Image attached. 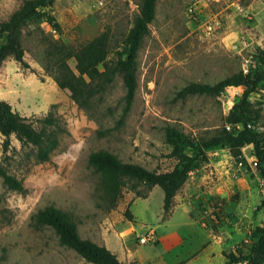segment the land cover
<instances>
[{
  "label": "rangeland",
  "instance_id": "1",
  "mask_svg": "<svg viewBox=\"0 0 264 264\" xmlns=\"http://www.w3.org/2000/svg\"><path fill=\"white\" fill-rule=\"evenodd\" d=\"M23 1L0 0V21ZM141 1L55 0L49 13L60 32L41 21L23 28L21 43L29 68L17 64L30 79L10 89L16 94L26 88L29 107L15 106L37 130L39 120L51 115L59 145L43 163L37 160L35 147L21 146L14 136L6 153L1 144L0 165L23 183L25 192L10 190L0 177V264H67L80 258L59 244L50 227L37 225L33 218L37 211L54 206L73 216L81 238L97 240L104 219L113 212L114 219L119 217L118 207L134 194L125 188L116 208L107 212L99 200V175L88 166L89 154L104 150L123 162L159 173L171 171L177 161L169 155L165 129L175 128L193 138L211 136L241 98L243 87L226 88L217 98H182L179 93L191 83L214 85L241 71L246 60L259 64L254 56L264 48V0H158L137 56L135 98L121 122L125 88L119 75L88 112L73 103L69 92L58 89L53 73L46 71H52L49 44L60 41L78 48L107 33L112 59L121 50ZM68 65L75 69L73 59ZM259 124L264 130V111ZM241 158L244 165L239 168V159L228 150L215 149L207 152V160L197 161L189 178L194 176L192 186L200 184L201 195L191 215L197 218L203 205L219 202L222 227L210 232L222 239L224 252L255 255L258 239L253 232L264 225V160H257L251 145L242 149ZM254 161L258 166L251 168ZM157 190L156 208L163 195Z\"/></svg>",
  "mask_w": 264,
  "mask_h": 264
},
{
  "label": "trees",
  "instance_id": "2",
  "mask_svg": "<svg viewBox=\"0 0 264 264\" xmlns=\"http://www.w3.org/2000/svg\"><path fill=\"white\" fill-rule=\"evenodd\" d=\"M158 0H142L139 13L123 40L121 50L112 53L109 36L102 33L78 48L52 42L47 48V56L52 60L53 80L62 91L69 96L78 108L88 112L92 103L103 94L106 87L113 83L119 75L125 88V106L120 122L127 116L135 98L137 88V56L144 38L149 34V25L155 18ZM55 0H24L6 21H0V68L11 58L23 69L29 65L24 60V49L21 43L23 28L29 23L45 22L60 32L59 24L50 15L49 8ZM259 62L248 75L242 71L233 74L214 85L191 83L181 90L179 96L207 95L217 98L221 92L230 87H243L241 98L225 116L224 125L211 136L193 138L175 128L165 129L166 143L171 147L170 157L177 163L171 170L159 173L141 165L121 161L115 154L100 150L89 154L88 166L99 175V200L107 212L116 208L122 192L129 189L135 198L145 199L153 187L163 192V217L166 219L173 206L177 192L184 186L190 172L196 167L197 161L207 160V152L215 149H226L234 159L242 157V149L251 145L257 160H264V134L257 133L246 127L256 124L261 118L262 110L256 108L250 96L264 81V48L257 49L254 56ZM75 61L72 70L68 61ZM39 130L5 101L0 100V135L3 137L2 152L11 147V137L21 146H33L37 149L39 162H47L50 154L58 147L59 140L55 129V119L49 115L39 120ZM225 124L243 126L242 130L225 129ZM264 173V170H263ZM0 177L3 184L10 190L24 193L25 188L20 180L7 174L0 165ZM101 205H99L100 207ZM264 207V201H262ZM126 219L131 220L128 212ZM34 222L39 226L50 227L58 237L59 244L74 251L89 264H121L116 256L104 246H99L89 239H83L73 216L54 206H47L37 211ZM253 237L258 239L255 255H245L240 251L223 252L224 264H238L247 261L249 264H264V225L257 227Z\"/></svg>",
  "mask_w": 264,
  "mask_h": 264
},
{
  "label": "crops",
  "instance_id": "3",
  "mask_svg": "<svg viewBox=\"0 0 264 264\" xmlns=\"http://www.w3.org/2000/svg\"><path fill=\"white\" fill-rule=\"evenodd\" d=\"M18 66L9 58L0 68V100L7 102L20 114L15 103L24 108L29 107L27 100L30 93L24 88L26 93L17 91L15 94L10 87L20 81L25 85V80L29 81L30 77L21 72ZM2 141L3 137L0 135V147ZM192 177L177 192L170 214L165 220L162 219L164 195L157 208L153 203V195L159 188L155 186L145 199L128 194L124 205L118 207L119 217L114 219L112 214L115 212L111 213L100 225L97 240L91 241L108 249L121 264H224L226 260L223 256L222 239L211 233L214 229L206 230L199 225L200 212L197 218L191 215L196 209L195 202L201 195L198 188L200 184L192 186ZM125 212L129 213L131 220L126 219ZM148 231H154L155 242L149 245L138 244L137 239ZM67 264L89 263L78 258Z\"/></svg>",
  "mask_w": 264,
  "mask_h": 264
},
{
  "label": "built area",
  "instance_id": "4",
  "mask_svg": "<svg viewBox=\"0 0 264 264\" xmlns=\"http://www.w3.org/2000/svg\"><path fill=\"white\" fill-rule=\"evenodd\" d=\"M208 29L211 30V26H209ZM242 45L244 47H247V42L242 41ZM246 63H247V65L243 66V68L241 70L244 75H248L251 69L256 68V64L254 61L246 60ZM235 89H237V88H235ZM242 93L240 95H242ZM250 100L252 102H254L256 108H259L262 111H264V81L259 84V86L255 90V92L250 96ZM246 127L251 129V130L256 131L257 133L264 134V130L260 126L259 122H257L256 124H247ZM225 129L227 131H231L234 129L242 130L243 126L240 124H237V125L225 124ZM236 164L239 168H242L244 165L242 158H239V160L237 161ZM257 166H258L257 161H254V162H252V164H250L251 168L257 167ZM190 174H192V172H190ZM220 207H221V205L217 201H213L211 203H207V204L202 206L201 211H200L199 225L203 229L213 230V229H216V228L218 229V228L222 227V220H221L220 215H219ZM225 223L231 224V222L228 220H226ZM137 241H138V244H140V245L153 244L155 242L154 231H148L147 233H145L144 235L139 237L137 239ZM233 251H235V250H233ZM238 264H249V263L247 261H244V262L238 263Z\"/></svg>",
  "mask_w": 264,
  "mask_h": 264
}]
</instances>
